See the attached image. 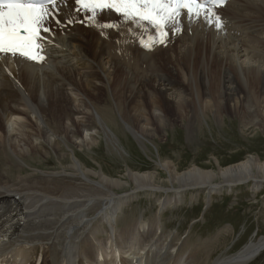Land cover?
<instances>
[{
  "label": "bare ground",
  "instance_id": "6f19581e",
  "mask_svg": "<svg viewBox=\"0 0 264 264\" xmlns=\"http://www.w3.org/2000/svg\"><path fill=\"white\" fill-rule=\"evenodd\" d=\"M73 4L59 5L62 19L73 16ZM212 11L219 19L213 16L211 23L203 15L189 21L182 13L181 30L176 37L166 35L164 44L152 42L156 35L149 28L106 13L83 23L77 16L67 26H54V34H43L42 61L0 54V153L9 158L10 150L20 160L36 150L60 153L63 145L91 148L100 133L115 145L109 125L116 128L119 122L117 128L139 142L185 119L189 136L203 119L220 124L226 117L240 119L243 132H264V0H233ZM102 21L119 26L101 28ZM175 65L186 73L185 80ZM69 90L84 96L78 101L84 113L74 107ZM106 94L112 107H95L93 99L103 103ZM75 159L57 174L14 179L0 174V264H115L107 255L113 241L128 249L121 264H202L170 241L174 235H155L166 225L145 228L137 221L119 230L117 212L145 191L167 192L159 201L163 214L181 203L183 193L264 188V162L255 156L215 171L192 166L181 172L172 162H161L165 181L155 172L131 171L110 179ZM8 220L15 222L6 228ZM263 251L264 237L213 264H251Z\"/></svg>",
  "mask_w": 264,
  "mask_h": 264
},
{
  "label": "rangeland",
  "instance_id": "374dc122",
  "mask_svg": "<svg viewBox=\"0 0 264 264\" xmlns=\"http://www.w3.org/2000/svg\"><path fill=\"white\" fill-rule=\"evenodd\" d=\"M149 30L157 35L155 30ZM170 37H176V34L169 32L166 38ZM148 38V32H143L142 39L145 44L148 43ZM175 66L179 70L178 77L185 80L186 73L179 65ZM100 87L106 89V85ZM105 96L108 98H104V104L93 99L95 107H107L109 103L112 107L110 96ZM71 97L75 100L74 107L80 111L83 107H80L78 101L84 100V96L73 94ZM84 112L82 109L81 113ZM113 114L115 115V112ZM126 121L129 122L128 119ZM185 121L186 119L169 125L167 132L140 142L130 132L124 130L122 133L117 128L119 122L116 128L112 124L109 125L117 136L115 145L110 144L105 135L100 133L96 137V144L91 148H80L71 144L72 149H69L63 145L60 153L49 151V155H44L36 150L28 156H22L20 160L8 150L9 158L0 153V174L7 173L6 175L13 179L19 175L39 176L42 175L41 172L47 173L46 175L55 172L57 174L63 171L64 165L70 164V159L75 161L78 157L87 168L103 172L110 179H122L131 171L140 174L155 172L159 179L165 181L167 175L158 165L166 161L172 162L181 172L192 166L215 171L218 167L252 160L254 156L264 162V132L252 129L243 132L239 124L240 119L226 117L220 124L214 120L208 123L203 119V126L199 128L198 124L199 129L197 128L192 136L188 135ZM23 127L26 129V126ZM71 150L74 151V156ZM234 187L236 188L222 193L217 191L214 194L207 190L183 193L180 196L181 203L177 207L170 205L163 214L159 201H163L167 192H141L128 205L125 204L123 210L117 212V222L114 220V224L119 230L128 228L137 221H143L145 228L155 223L160 227L166 225L163 233L155 230L157 237L172 234L175 239L171 238L170 241L175 243V246L182 245L181 252L186 254L187 258L195 257L196 261L202 259V264H213L218 257L220 259L237 254L248 244L257 243L264 237V188H257L256 190L260 191L254 193L252 190L255 188L252 185ZM157 213L159 218H156ZM161 221L164 223L161 224ZM189 228L191 232L187 234ZM260 255L251 264H264V251Z\"/></svg>",
  "mask_w": 264,
  "mask_h": 264
},
{
  "label": "snow or ice",
  "instance_id": "6c2138e0",
  "mask_svg": "<svg viewBox=\"0 0 264 264\" xmlns=\"http://www.w3.org/2000/svg\"><path fill=\"white\" fill-rule=\"evenodd\" d=\"M73 16L61 18V7H68L69 0H0V54L4 58L42 61L39 55L43 52L42 42L47 37L43 34H54V26H67L77 16L84 20H97L106 13L115 14L120 22L130 21L141 28H151L157 35L152 42L165 43L168 33L180 31L179 18L186 14L189 21L195 22L201 15L211 23L218 13L212 11L223 5L226 0H72ZM51 6V8H49ZM117 21H102L101 28L118 27ZM219 26V25H218ZM168 29V32H165ZM131 30V29H130ZM146 48L149 44L144 45ZM35 49V51H33Z\"/></svg>",
  "mask_w": 264,
  "mask_h": 264
}]
</instances>
